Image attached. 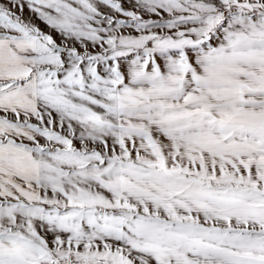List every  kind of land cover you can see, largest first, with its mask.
<instances>
[{
    "label": "snow or ice",
    "instance_id": "obj_1",
    "mask_svg": "<svg viewBox=\"0 0 264 264\" xmlns=\"http://www.w3.org/2000/svg\"><path fill=\"white\" fill-rule=\"evenodd\" d=\"M0 264H264V0H0Z\"/></svg>",
    "mask_w": 264,
    "mask_h": 264
},
{
    "label": "rangeland",
    "instance_id": "obj_2",
    "mask_svg": "<svg viewBox=\"0 0 264 264\" xmlns=\"http://www.w3.org/2000/svg\"><path fill=\"white\" fill-rule=\"evenodd\" d=\"M24 16H25V18H29V13L27 11H25Z\"/></svg>",
    "mask_w": 264,
    "mask_h": 264
}]
</instances>
